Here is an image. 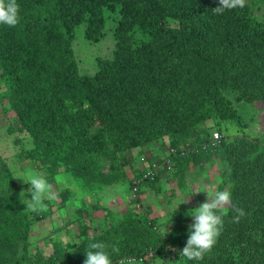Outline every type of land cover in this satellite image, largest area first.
I'll use <instances>...</instances> for the list:
<instances>
[{"label":"trees","instance_id":"trees-1","mask_svg":"<svg viewBox=\"0 0 264 264\" xmlns=\"http://www.w3.org/2000/svg\"><path fill=\"white\" fill-rule=\"evenodd\" d=\"M17 4L18 25L0 24V71L10 81L12 105L36 147L67 160L85 178L102 156L118 159L124 151L164 135L188 134L213 116L233 117L224 89H234L238 99L264 97V24L247 4L219 15L212 11L219 0ZM106 9L121 13L116 54L101 60L94 75L80 74L72 50L75 28L86 22V36L98 40ZM169 19L178 24H168ZM137 29L144 38L136 37ZM227 148L231 159L237 158L231 171L232 203L247 215L236 223L229 209L211 253L197 262L264 264V151L250 158L257 148L246 138ZM0 162L2 183L14 192L0 193V264H84L88 247L62 257L29 255L33 222L21 207L15 178L1 156ZM158 180L159 174L145 180L141 189ZM20 246V257L4 259L5 251Z\"/></svg>","mask_w":264,"mask_h":264},{"label":"rangeland","instance_id":"rangeland-1","mask_svg":"<svg viewBox=\"0 0 264 264\" xmlns=\"http://www.w3.org/2000/svg\"><path fill=\"white\" fill-rule=\"evenodd\" d=\"M246 4L251 15L264 24V0H246ZM120 18L118 10L106 9L105 27L98 40L86 36V22L76 26L72 50L78 73L94 75L101 60L114 58L118 48L115 29ZM167 23L178 24L174 19ZM135 35L144 38L138 29ZM223 94L235 111L233 117L213 116L188 134L164 135L124 151L118 159L102 156L91 176L85 178L67 160L36 147L12 105L10 81L0 71V156L13 177L34 171L52 183L58 194L55 201H45L47 211L32 212L26 205L32 198L28 191L31 185L15 178V193L33 222L29 255L62 257L90 243L104 242L112 264L121 260L129 264H199L181 255L194 221L190 212L208 199L207 193L231 192V171L237 158L231 159L228 144L239 138L252 141L257 151L250 153V158L264 151V97L238 99L234 89H224ZM213 131L221 134L216 148L196 156L166 158L170 143L182 146L202 142ZM152 162L159 163V180L146 183L134 195L131 178ZM114 164L115 171L111 169ZM3 173L0 162V193L12 194L11 188L2 183ZM101 193L111 198L105 201ZM112 246L119 252L113 253ZM20 247L15 252L5 251L4 259L15 261L23 253Z\"/></svg>","mask_w":264,"mask_h":264},{"label":"clouds","instance_id":"clouds-1","mask_svg":"<svg viewBox=\"0 0 264 264\" xmlns=\"http://www.w3.org/2000/svg\"><path fill=\"white\" fill-rule=\"evenodd\" d=\"M219 4V7L212 9L214 14H223L225 10L236 8L243 9L246 0H219ZM19 22L17 0H0V24L15 27ZM14 178H20L24 183L31 185L28 191L31 193L32 198L30 203L26 205L27 209L32 212H45L48 209L45 201L58 199V194L53 191L52 183L34 171ZM56 179L59 181V177ZM207 194L208 199L190 212L191 216L194 217V221L189 225L187 243L181 252V255L190 261L203 260L206 254L211 253L223 230L224 217L228 215L229 209L235 213L232 218L233 222L238 223L247 215L243 208L232 203L230 191L222 190ZM100 195L105 201L111 198L107 193H101ZM107 248L108 245L104 242L90 243L88 250L85 252L84 264H112ZM111 251L118 253L119 248L112 246Z\"/></svg>","mask_w":264,"mask_h":264},{"label":"built area","instance_id":"built-area-1","mask_svg":"<svg viewBox=\"0 0 264 264\" xmlns=\"http://www.w3.org/2000/svg\"><path fill=\"white\" fill-rule=\"evenodd\" d=\"M221 141V134L219 131H213L206 141L201 143H186L182 146H169L168 148V158L174 154L187 155V154H196L202 150L214 149L216 148ZM159 170V163L152 162L144 171L134 175L132 179L131 189L134 195L139 194L142 184L147 179H154ZM125 261V260H122Z\"/></svg>","mask_w":264,"mask_h":264}]
</instances>
